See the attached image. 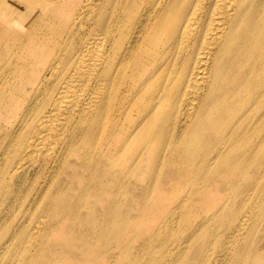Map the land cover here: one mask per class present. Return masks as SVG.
Returning a JSON list of instances; mask_svg holds the SVG:
<instances>
[{"label": "bare ground", "instance_id": "1", "mask_svg": "<svg viewBox=\"0 0 264 264\" xmlns=\"http://www.w3.org/2000/svg\"><path fill=\"white\" fill-rule=\"evenodd\" d=\"M263 130L264 0H0V205L55 203L67 228L65 211L87 204L71 214L92 217L78 254L151 215L159 230L108 250L105 264H239L229 250L247 217L215 197L245 175ZM224 218L208 260L203 235ZM184 223L197 230L175 247L167 237ZM12 243L13 231L0 239V264Z\"/></svg>", "mask_w": 264, "mask_h": 264}, {"label": "rangeland", "instance_id": "2", "mask_svg": "<svg viewBox=\"0 0 264 264\" xmlns=\"http://www.w3.org/2000/svg\"><path fill=\"white\" fill-rule=\"evenodd\" d=\"M7 147V144L2 141L0 134V154L4 155ZM248 147L258 149V154L255 157L256 159L247 161L248 166L244 169L245 175L240 178L239 183L231 181L229 183L230 187L222 192L221 195L219 192L216 194L215 207L225 205V203L231 206L233 204L237 206L238 203L241 211H238L237 214L247 217V231L245 235L248 234V237L245 238L244 235L239 242L235 243V246H231L229 250L231 252L229 260H236L239 264H264V240H262L264 238V174H257L259 171L256 167L257 163H264V157L259 154L260 150H264V141H255ZM154 173L155 171L153 174L148 173L153 176L147 177H154ZM195 177L196 175L193 174L188 176L185 179L187 180L186 184L184 180V183L178 189L181 192H179L172 201L182 199V194L198 183V180L192 183L188 181L193 180ZM214 187L215 185L208 186L206 193L212 191ZM30 191V189H26L25 191H20V193L29 194ZM153 194L154 193H151V196ZM20 199L13 203L0 205V214L8 212L9 215H12V217H8L0 223V239L3 235L13 231V243L8 251L11 260L5 264H105L108 250L113 249L118 244L122 246L130 245V243L139 236V232H147L145 236L149 240L150 234H148V232L152 233L155 230V232L159 230L158 220L148 215L143 219L137 220L128 231L126 230L117 238L118 240L111 241L112 244L109 245L106 250H104L103 247L101 250L90 253L88 250L84 249V254L82 251L81 254H78L79 252H77V249L79 245H81L76 241L78 229L86 230L92 227V217L88 216L82 218L81 216H72L71 214L74 210L87 212V204H83L79 208L66 210L65 214L74 219L70 220V225H68L67 228H62L57 226V222L60 221L62 214V208L60 206L53 203L50 207H47L45 203H35L34 206L28 207V205L23 204ZM243 199H245V202H243ZM170 203L171 202L167 201L160 209L162 215H165L169 211V207L171 206ZM155 210L158 211L159 209ZM214 210L215 208H209V213L205 218L206 221H209L207 217H209ZM33 212L36 219L30 217ZM98 214H101V210L98 211ZM24 215L26 216V220L21 224V218ZM179 225L182 226L181 231L169 233L167 239L169 243H172L175 247H188L189 239L197 230V226L194 223ZM228 225V219L224 218L215 230L211 227L212 232L207 231L203 235V241L205 243L200 247L199 254L205 251L208 260L216 256L219 251L216 254L214 253L212 242L219 236V240L223 239L222 233L226 231ZM229 227L233 226L231 225ZM99 228L102 229V227ZM66 238L74 239L67 241ZM85 241H88L86 237ZM103 241L102 239L100 240L99 246L104 245ZM239 248L240 251L237 253L236 249ZM149 251H153L155 254L157 249L152 245ZM173 251L178 252L177 248ZM129 256H131V254L123 256L122 258ZM120 259L121 258H116L113 264H121ZM237 260H239V262ZM131 262H128V264H131Z\"/></svg>", "mask_w": 264, "mask_h": 264}]
</instances>
